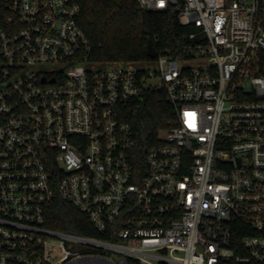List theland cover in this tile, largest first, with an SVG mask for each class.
Returning a JSON list of instances; mask_svg holds the SVG:
<instances>
[{
	"label": "built area",
	"instance_id": "obj_1",
	"mask_svg": "<svg viewBox=\"0 0 264 264\" xmlns=\"http://www.w3.org/2000/svg\"><path fill=\"white\" fill-rule=\"evenodd\" d=\"M134 1L205 43L94 61L79 0H0V264H264V0ZM58 200L102 237L51 226Z\"/></svg>",
	"mask_w": 264,
	"mask_h": 264
},
{
	"label": "trees",
	"instance_id": "obj_2",
	"mask_svg": "<svg viewBox=\"0 0 264 264\" xmlns=\"http://www.w3.org/2000/svg\"><path fill=\"white\" fill-rule=\"evenodd\" d=\"M80 23L92 43L91 59L100 62L153 61L147 52L151 40L159 53L170 50L173 56L187 57L185 49L205 38L193 24H182L177 13L145 11L134 0H79ZM183 2V0H181ZM174 107L163 89L144 96L129 112L138 142L155 143L162 130L170 126ZM51 226L80 234L102 237L88 218L75 206L56 201L51 206Z\"/></svg>",
	"mask_w": 264,
	"mask_h": 264
},
{
	"label": "water",
	"instance_id": "obj_3",
	"mask_svg": "<svg viewBox=\"0 0 264 264\" xmlns=\"http://www.w3.org/2000/svg\"><path fill=\"white\" fill-rule=\"evenodd\" d=\"M147 52L148 55L153 58H155L159 53L151 40H149Z\"/></svg>",
	"mask_w": 264,
	"mask_h": 264
},
{
	"label": "rangeland",
	"instance_id": "obj_4",
	"mask_svg": "<svg viewBox=\"0 0 264 264\" xmlns=\"http://www.w3.org/2000/svg\"><path fill=\"white\" fill-rule=\"evenodd\" d=\"M184 62H185V61H184ZM184 62L181 61V64H183ZM190 62H192V61H190ZM190 62H189V61H186V63H190ZM143 66H146V67H149V68L155 69L156 66H157V64H156L155 61H152V62H149V63H143ZM154 82H156V81H154Z\"/></svg>",
	"mask_w": 264,
	"mask_h": 264
}]
</instances>
